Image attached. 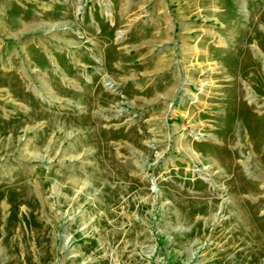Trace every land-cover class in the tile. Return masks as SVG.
Instances as JSON below:
<instances>
[{
  "label": "rangeland",
  "instance_id": "374dc122",
  "mask_svg": "<svg viewBox=\"0 0 264 264\" xmlns=\"http://www.w3.org/2000/svg\"><path fill=\"white\" fill-rule=\"evenodd\" d=\"M0 264H264V0H0Z\"/></svg>",
  "mask_w": 264,
  "mask_h": 264
},
{
  "label": "bare ground",
  "instance_id": "6f19581e",
  "mask_svg": "<svg viewBox=\"0 0 264 264\" xmlns=\"http://www.w3.org/2000/svg\"><path fill=\"white\" fill-rule=\"evenodd\" d=\"M157 65V64H156Z\"/></svg>",
  "mask_w": 264,
  "mask_h": 264
}]
</instances>
